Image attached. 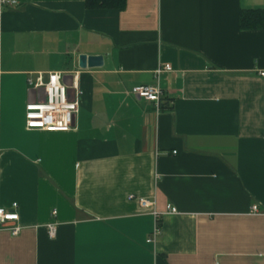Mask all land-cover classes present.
<instances>
[{
    "label": "crops",
    "instance_id": "obj_1",
    "mask_svg": "<svg viewBox=\"0 0 264 264\" xmlns=\"http://www.w3.org/2000/svg\"><path fill=\"white\" fill-rule=\"evenodd\" d=\"M243 9L264 0H0V208L20 226L0 264H264V28ZM51 71L77 75L72 128L27 130L26 79ZM156 83L170 108L129 93ZM129 196L162 212L154 243Z\"/></svg>",
    "mask_w": 264,
    "mask_h": 264
},
{
    "label": "built area",
    "instance_id": "obj_2",
    "mask_svg": "<svg viewBox=\"0 0 264 264\" xmlns=\"http://www.w3.org/2000/svg\"><path fill=\"white\" fill-rule=\"evenodd\" d=\"M169 64L159 65L154 70V76L157 77L162 71H170ZM259 75L264 76V72ZM27 84L33 90L41 89L43 98L40 100L29 101L24 108V126L27 130H43V131H58L64 132L72 128V122L78 108V97L80 90L77 81V75L71 77L70 84L64 81V74L58 71H51L46 74V80L43 79L42 74L38 73L33 78L28 76ZM68 88L73 91V97H68ZM129 93L143 98L147 101L153 102L156 108L160 109L162 100V91L158 84H147L133 87ZM129 198L136 199L139 206L143 209L149 210L153 217V227L150 234L146 238V242L154 243L160 233V219L162 212H158L154 207V200L149 198ZM257 207L252 206V211L256 212ZM170 213H177L175 207L171 205L166 206V211ZM56 211L52 210L51 214L55 215ZM18 213L16 212V203L11 204V210L0 208V228L8 230L11 234L16 235L20 226L17 223ZM12 222V223H9ZM55 223L47 224V235L53 238L55 235Z\"/></svg>",
    "mask_w": 264,
    "mask_h": 264
},
{
    "label": "trees",
    "instance_id": "obj_3",
    "mask_svg": "<svg viewBox=\"0 0 264 264\" xmlns=\"http://www.w3.org/2000/svg\"><path fill=\"white\" fill-rule=\"evenodd\" d=\"M126 0H84L86 9H111L121 10L125 6ZM239 23L242 29L264 28L263 9H243L240 11ZM166 102L160 104V109H168Z\"/></svg>",
    "mask_w": 264,
    "mask_h": 264
},
{
    "label": "water",
    "instance_id": "obj_4",
    "mask_svg": "<svg viewBox=\"0 0 264 264\" xmlns=\"http://www.w3.org/2000/svg\"><path fill=\"white\" fill-rule=\"evenodd\" d=\"M101 64H102L101 55H86V54L78 55V66L80 68L97 67V66H101ZM72 125H73V122H72Z\"/></svg>",
    "mask_w": 264,
    "mask_h": 264
}]
</instances>
